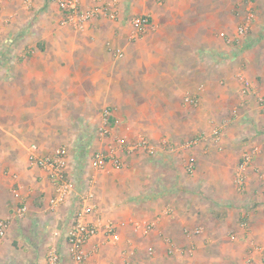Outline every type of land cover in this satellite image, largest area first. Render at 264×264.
Returning a JSON list of instances; mask_svg holds the SVG:
<instances>
[{
    "label": "crops",
    "instance_id": "0c3cea01",
    "mask_svg": "<svg viewBox=\"0 0 264 264\" xmlns=\"http://www.w3.org/2000/svg\"><path fill=\"white\" fill-rule=\"evenodd\" d=\"M103 3L116 18L78 30L60 23L54 0H0V219L8 221L0 264H49L53 248L71 264L66 235L88 179L95 208L87 220L100 230L85 247L86 264H264V0H253L240 42L227 38L246 16L243 0ZM141 15L151 23L139 30L132 20ZM106 107L110 133L101 136ZM203 133L198 145L179 148ZM139 135L154 153L129 154L116 141ZM32 144L40 156L68 148L76 189L52 210L55 185L31 163ZM255 147L241 191L236 168ZM111 148L122 165L94 168L93 154ZM143 221L152 224L147 233L134 229Z\"/></svg>",
    "mask_w": 264,
    "mask_h": 264
},
{
    "label": "built area",
    "instance_id": "2783aa9c",
    "mask_svg": "<svg viewBox=\"0 0 264 264\" xmlns=\"http://www.w3.org/2000/svg\"><path fill=\"white\" fill-rule=\"evenodd\" d=\"M58 3L60 9L63 12L61 18L62 25H71L78 30H84L87 27L89 21L94 18H100L106 16L109 18H116L115 12L108 11V8L104 5L103 0H95L96 4L87 8H82L78 0H54ZM163 2V0H158ZM27 6H31L34 0H24ZM246 5V16L243 18L241 23L238 25L237 30L233 36L228 37L229 42H240L243 37H245L253 19L255 17L253 9V0H243ZM133 24L142 30V27L151 23V17L149 15H141L133 18ZM138 31V30H137ZM135 36L138 33H133ZM223 36L225 34H222ZM114 55L117 58H122L124 52L120 48H111ZM244 81V92L250 91L251 83L247 79L241 78ZM203 87L200 86V89ZM261 103L264 105V97L259 98ZM186 103L197 105L199 99L197 96H187L185 98ZM113 114V109L106 107L102 110V125L99 127V134L101 136H107L110 133V117ZM222 128L216 127L211 133V141L214 144H220L222 141ZM205 138L204 133L196 135L191 139L184 141L179 144V148L189 149L199 144L201 140ZM116 141L124 150L133 154L139 152L140 150H146L149 153H154L156 147L151 144L145 136L139 135L137 138L127 141L126 137L116 138ZM259 153V147H255L253 150L244 151L238 162L235 182L237 187L243 191L245 189V183L247 179V170L253 164V161L257 154ZM30 161L32 164H39L42 169L47 171L52 178V182L55 185L56 195L51 198L49 205L50 209L56 208L58 205L65 203L67 198H69L76 189V182L70 176L69 173V160H68V148L66 146H61L53 153L40 156L38 155V145L32 144L30 146ZM91 165L96 169H105L107 166L120 167L122 163L114 155V149L111 148L108 153L104 151L95 152L91 158ZM188 169L192 172L195 169V159L190 158L188 163ZM94 185L93 180H87L86 187L82 190L79 196L78 208L76 209L74 216L71 221L70 228L66 235V254L71 259V264H86V245L87 243L99 233V226L95 223H91L87 220V216L95 208L94 199L95 191L92 188ZM27 207L22 206L19 210V215H24L26 213ZM145 227L144 229H142ZM152 227V224L146 221L135 222L134 229H142L144 233ZM8 228V221L6 219H0V246L3 244ZM202 228H197L196 233H200ZM105 232L110 236L112 241H117L120 239L119 234L116 232V226L109 224L105 227ZM263 250V247H259ZM151 250V249H150ZM65 254V253H64ZM63 253L58 248H53L48 253V263L49 264H60L63 260ZM111 264H116L112 262Z\"/></svg>",
    "mask_w": 264,
    "mask_h": 264
}]
</instances>
